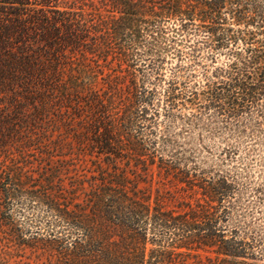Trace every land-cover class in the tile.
Returning <instances> with one entry per match:
<instances>
[{
	"label": "trees",
	"instance_id": "trees-1",
	"mask_svg": "<svg viewBox=\"0 0 264 264\" xmlns=\"http://www.w3.org/2000/svg\"><path fill=\"white\" fill-rule=\"evenodd\" d=\"M32 146L94 168L63 194ZM0 149V226L42 209L47 264H264V0H0Z\"/></svg>",
	"mask_w": 264,
	"mask_h": 264
},
{
	"label": "rangeland",
	"instance_id": "rangeland-1",
	"mask_svg": "<svg viewBox=\"0 0 264 264\" xmlns=\"http://www.w3.org/2000/svg\"><path fill=\"white\" fill-rule=\"evenodd\" d=\"M170 26H173L171 23H169ZM167 39L166 38H161V42L159 45L162 48V53L164 54L165 57V73L166 75L168 74V68L170 65L175 63L176 57L174 56V51L173 47H180L183 45L184 42L182 41V35L179 34V32L172 31L170 29L166 33ZM170 36H174L177 38L176 40V45L170 40ZM192 40H195V37L191 38ZM174 44V45H173ZM178 45V46H177ZM220 59H224V55L220 54L219 55ZM157 126L164 125L166 121L165 117L159 116ZM178 125H175L174 130L177 129ZM37 146V145H35ZM35 146L29 147L25 151H32L36 155L34 156L35 159H32V165L31 170H33V173H37L42 170V167L45 165L47 158H41L39 157L38 151H53L51 154H53L52 157H49V164L47 167H60L61 169V177L63 178L62 181H56L54 184L57 185V187H60L63 189V194L67 195L66 190L69 189L71 180L68 178V176H73V179H86L89 175L88 172H86L87 169H92L94 168L90 156L87 153L88 151H77L78 153V159H72L71 161H64V158L67 159L68 157L64 156H59L55 155L56 152L54 149H47V148H36ZM15 146V148H10L5 151H21L18 149V147ZM0 151H4L1 150ZM76 152V151H74ZM217 151H212L211 153L208 151H199V154L201 157L206 156V162L202 164L203 169H209L211 165H213L215 162V153ZM244 151H238L239 155H243ZM260 156L256 158L254 161L258 160H264V151L259 152ZM38 154V155H37ZM43 159V160H42ZM238 160H236L237 162ZM70 164V165H69ZM74 165V166H73ZM231 165V164H230ZM259 166L264 167V162H259L256 163L254 166H252V170L255 171V175H257V170H259ZM75 167L77 170L72 169ZM226 165L223 166H217L218 170L224 169ZM68 168V169H67ZM81 169H84L81 171ZM82 173V175H79ZM86 176H84L85 174ZM261 178L258 180L260 181ZM79 183V181H78ZM83 183V184H82ZM141 187L147 186V183L145 182H140L139 183ZM56 187V186H55ZM82 187V188H81ZM88 184L87 182L80 181V186L78 187L77 190V196L75 200L77 201L79 198L82 196V191L83 189H87ZM24 212H21L22 214H19V208L18 206H14V212H13V217L14 221L16 223V227L10 226L9 224L6 225H1L0 226V264H47L48 263V257L45 252H42V250L35 244V241H32V233L36 230L35 227H39L40 232H44L46 229L44 223H38L32 222L31 220H28L29 216L31 215L33 217L32 220L34 219H39V217L43 216L42 209H39L36 206H32L31 204L26 208H23ZM18 210V211H17ZM185 264H195L192 260H189Z\"/></svg>",
	"mask_w": 264,
	"mask_h": 264
}]
</instances>
